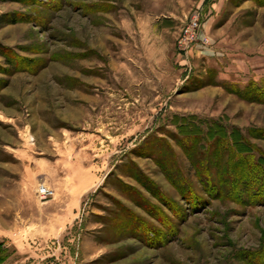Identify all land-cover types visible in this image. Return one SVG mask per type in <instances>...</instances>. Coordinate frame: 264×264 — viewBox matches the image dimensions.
<instances>
[{"label": "rangeland", "instance_id": "1", "mask_svg": "<svg viewBox=\"0 0 264 264\" xmlns=\"http://www.w3.org/2000/svg\"><path fill=\"white\" fill-rule=\"evenodd\" d=\"M0 258L264 264V0H0Z\"/></svg>", "mask_w": 264, "mask_h": 264}, {"label": "built area", "instance_id": "2", "mask_svg": "<svg viewBox=\"0 0 264 264\" xmlns=\"http://www.w3.org/2000/svg\"><path fill=\"white\" fill-rule=\"evenodd\" d=\"M198 19L197 16H194L188 24H185L180 28V36L177 39V45L179 48H186L197 36V30L200 24ZM35 193L38 200L42 201L52 197L53 189L47 186L44 182H41L37 185Z\"/></svg>", "mask_w": 264, "mask_h": 264}, {"label": "trees", "instance_id": "3", "mask_svg": "<svg viewBox=\"0 0 264 264\" xmlns=\"http://www.w3.org/2000/svg\"><path fill=\"white\" fill-rule=\"evenodd\" d=\"M211 133H212V132L208 131V132H207V135H208L209 137H212V134H211ZM214 134H216L215 131L213 132V135H214ZM225 136H226V135H225ZM225 136H223V137H225ZM228 165H229V163H227L225 166H228ZM227 168H228V167H227ZM0 259H1V258H0ZM0 261H1V260H0Z\"/></svg>", "mask_w": 264, "mask_h": 264}, {"label": "crops", "instance_id": "4", "mask_svg": "<svg viewBox=\"0 0 264 264\" xmlns=\"http://www.w3.org/2000/svg\"><path fill=\"white\" fill-rule=\"evenodd\" d=\"M6 260H7V258H6ZM4 262H5V258H3L1 261H0V264H4ZM6 263V262H5ZM7 264V263H6Z\"/></svg>", "mask_w": 264, "mask_h": 264}]
</instances>
